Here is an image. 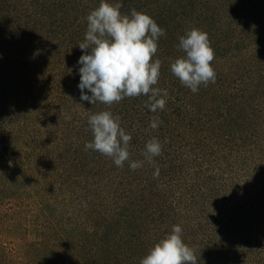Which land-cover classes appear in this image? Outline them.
Masks as SVG:
<instances>
[{"label":"trees","instance_id":"trees-1","mask_svg":"<svg viewBox=\"0 0 264 264\" xmlns=\"http://www.w3.org/2000/svg\"><path fill=\"white\" fill-rule=\"evenodd\" d=\"M202 1L214 11H198L231 33L230 48L254 81L256 68L241 55L252 45L264 73V0ZM73 4L86 9L82 0ZM48 7L22 0L9 11L18 22L0 28V63L10 64L6 77L18 85L0 91V208L14 205L19 218L30 200L57 201L65 219L80 224L75 231L100 237L106 264H140L174 225L197 264H264V91H248L261 86L240 79L237 91H220L208 107L165 73L155 85L168 92L163 111L151 112L143 95L92 105L78 88L88 14L70 9L73 18ZM105 110L120 117L132 137L129 160L143 161L141 168L117 167L85 149L93 140L88 118ZM154 117L163 121L156 130L149 128ZM153 137L162 154L149 163L143 153Z\"/></svg>","mask_w":264,"mask_h":264},{"label":"clouds","instance_id":"clouds-1","mask_svg":"<svg viewBox=\"0 0 264 264\" xmlns=\"http://www.w3.org/2000/svg\"><path fill=\"white\" fill-rule=\"evenodd\" d=\"M122 4L100 0L97 8L87 15V31L79 48L84 51L78 64L82 101L92 105L101 103L111 106L125 98L148 97L145 106L155 113L163 111L168 96L166 89L155 87L160 77L161 61L153 57L158 50V39L166 35L163 28L149 15L131 10L122 14ZM184 55L170 64L171 73L180 83L197 93L201 85L215 83L216 72L212 67L215 58L206 32L192 28L179 37L177 46ZM85 89L91 93H85ZM163 121L154 117L149 128L156 130ZM93 140L85 144L86 150H93L112 159L117 167L129 161L135 171L143 161H130L131 135L121 127L120 117L111 111H101L88 118ZM162 154V144L156 138L150 139L143 153L152 163L153 158ZM159 169L154 173L158 177ZM140 264H197L194 249L182 239V228L174 225L171 233L156 243Z\"/></svg>","mask_w":264,"mask_h":264},{"label":"rangeland","instance_id":"rangeland-1","mask_svg":"<svg viewBox=\"0 0 264 264\" xmlns=\"http://www.w3.org/2000/svg\"><path fill=\"white\" fill-rule=\"evenodd\" d=\"M41 1L47 3L50 11L54 9L61 13L71 14L73 18L78 15L72 14L70 9L86 15L100 4V0H82L83 5H85L84 8H86L82 9L73 4L75 0ZM108 2L121 3L120 11L122 14L130 16L132 9L145 13L165 30L166 35L158 39V50L153 57V61L159 59L162 62L159 79L166 73L175 79V85L179 89L189 93H192L191 90L184 87L179 79L171 73L170 64L176 58L184 55L177 48L180 36L185 35L192 28H198L208 34L215 52L212 67L217 74L216 81L209 83L207 87L201 85L197 93H192L203 95L207 100L208 107H214V100L217 99L220 91H237L239 89L237 85L245 78L249 87L252 85L261 86L259 89L252 88L248 91H264V73L260 71L261 67L253 46H246L241 55V59L256 68L253 76L254 81H248L247 78L252 77V75L248 73L246 68H242L237 53L230 48L231 33L224 28L223 23H220L217 17L201 14L198 11L199 9L209 11L210 8L214 11L215 7L206 1L108 0ZM21 4L22 0H14L11 4L9 0H0V28L8 29L7 24H10L8 19H12L15 21L14 23L18 22V17L9 11L19 10ZM53 4L58 6H53ZM209 18L213 20H208ZM73 21L74 19H71V23ZM10 71L8 62L0 63V91H13L12 88L18 87L15 79L6 77ZM15 144L23 149L22 140H17ZM50 199L45 197L46 202H43V198L34 202L28 201L27 207L22 209L24 212L22 217L19 218L12 214L16 208L14 205L0 208V264H106L110 256L104 251L107 246L102 243L100 237L81 236L79 231H75L80 224L75 220L65 219L69 217L66 214L67 209L60 208L61 205H57V201L54 202ZM44 205H49L50 209L48 207L45 210ZM11 207L12 209H9ZM34 215H37L38 218L35 219ZM96 232L97 229L94 233ZM38 234L40 238L37 237ZM65 240L67 241L65 242ZM91 245H96L95 250L97 251L95 253L99 252L98 254L102 255L101 260L95 259L97 255L93 254L92 250L94 249L91 248ZM119 261L121 260H118L117 263L115 260L114 262L110 261V264H119Z\"/></svg>","mask_w":264,"mask_h":264}]
</instances>
